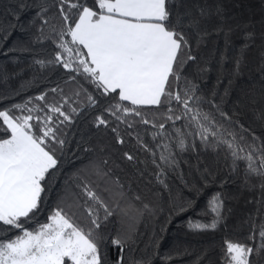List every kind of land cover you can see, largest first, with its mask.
Returning a JSON list of instances; mask_svg holds the SVG:
<instances>
[{
	"label": "trees",
	"instance_id": "16d2710c",
	"mask_svg": "<svg viewBox=\"0 0 264 264\" xmlns=\"http://www.w3.org/2000/svg\"><path fill=\"white\" fill-rule=\"evenodd\" d=\"M22 4L26 7L21 8ZM42 6L47 11L37 16ZM201 9L209 14L202 17ZM177 10L188 14L185 26L189 19L199 24L186 28L190 49L185 48L181 55V62L187 55L195 59L182 68L177 65L181 78L173 80L170 90L183 96L185 88L195 86V95L201 100L193 107L234 132L242 146L253 143V136L259 138L255 143H264V0H177L173 20ZM62 24L58 0H0V110L31 101L27 107H36L34 116L46 115V104L61 106L70 116V121L53 125L64 145H52L59 163L47 180L48 199L35 222L26 227L47 222V215L59 202L68 210L77 198L81 207L73 206L69 214L75 212L78 221L86 224V198L78 185L87 182L114 213L101 228L108 236L104 250L109 260L120 256V249L111 245L118 233L125 241L123 264H227L225 240L258 246L264 224V176L247 173L245 161L237 160L234 167L226 146L205 145L198 137L186 136V150L180 151L173 132L167 139L179 167L170 170L162 165L166 174L160 179L167 187L159 183L156 173L160 169L152 162V152L145 151L137 140L139 136L153 149L161 163V149L156 145L165 138H153L157 128L141 123L134 115L126 118L133 124L131 128L117 121L104 111L116 102L115 96L101 95L83 75L50 63L60 50L56 33ZM41 94L46 99L36 100ZM88 94L97 105H89ZM167 107L149 106L141 111L158 126L165 123ZM171 107L172 115L181 114V104L174 101ZM13 114L27 113L15 110ZM101 114L108 126H97L96 117ZM184 123L178 120L175 127L183 129ZM172 127L168 121L165 131L172 132ZM113 128L123 143H118ZM240 136L245 139L240 141ZM125 153L134 159L128 160ZM97 168L108 175L98 177ZM217 193L222 202L217 228H189L190 221L210 223L215 218L209 214V201ZM99 215L103 218V209ZM16 234L0 228V238ZM251 261L264 264V252L254 253Z\"/></svg>",
	"mask_w": 264,
	"mask_h": 264
},
{
	"label": "snow or ice",
	"instance_id": "6c2138e0",
	"mask_svg": "<svg viewBox=\"0 0 264 264\" xmlns=\"http://www.w3.org/2000/svg\"><path fill=\"white\" fill-rule=\"evenodd\" d=\"M176 3L177 0H93L89 4L88 0H58L63 21L56 33L60 50L50 63L83 75L101 95L115 96L116 102L104 111L117 121L127 123L131 128L133 124L126 118L134 115L141 118V123L157 128L153 138H165L156 145L161 149V163H157L153 149L139 136L137 140L145 151L152 152V162L160 169L156 173L157 180L165 187L167 184L160 179L166 174L162 165L170 170L179 167L167 139L173 132L180 151L186 150V136L198 137L205 145L211 142L213 147L226 146L233 157L234 167L237 160L245 161L247 173L264 176V143H255L259 141L258 137L253 136V143L242 146L234 132H228L198 106L193 107L201 100L195 95V86L185 88L183 96L170 90L173 80L178 82L181 78L177 65L182 68L187 61L195 59L187 55L181 62V55L185 48L190 49L186 28L199 24L198 20L189 19L185 26L184 18L188 14H181L178 10L173 20ZM46 11L47 8L42 6L36 15L41 16ZM208 14L205 9L200 10L202 17ZM35 99L44 101L46 97L41 94ZM87 99L90 106L97 105L91 94ZM174 101L182 105L180 115L171 114ZM30 102L0 110V228L6 233L18 232L10 239L0 238V264H123L125 241L119 233L111 240V245L120 249V256L109 260L104 250L108 236L101 232V228L114 213L87 182L78 185L86 198L83 204L87 213L86 224L78 221L75 212L69 214L73 206L81 207L77 198L68 210L61 206L63 201L59 202L47 215V222L37 223L35 228L26 227V224L35 222L48 199L47 180L59 163L52 145L58 144L61 148L64 145V140L57 139V129L53 125L70 121V116L55 104L45 105L48 112L43 117L34 116L37 109L35 106L28 108ZM149 106H168L164 113L165 123L157 126L144 118L141 109ZM15 110L27 114L14 115ZM220 115L226 114L221 112ZM181 119L185 121L183 129L175 127V122ZM168 121H172V132L165 131ZM96 124L108 126L109 122L101 114L96 117ZM112 131L117 132V129ZM244 139L243 136L239 138L240 141ZM117 141L124 142L118 132ZM125 157L134 159L128 153ZM95 171L100 178L108 175L99 168ZM221 208L220 194L217 193L209 201V214H215V218L210 223L190 221L189 228L216 229ZM100 209L104 211L103 218L99 215ZM259 238L261 243L256 247L225 240L227 264H252L251 256L264 252V224L260 226ZM251 239L255 240L256 236Z\"/></svg>",
	"mask_w": 264,
	"mask_h": 264
}]
</instances>
